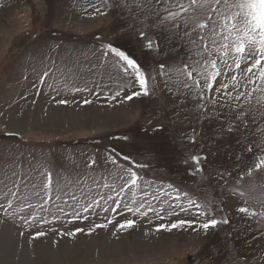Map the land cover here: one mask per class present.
Returning <instances> with one entry per match:
<instances>
[{"label":"rangeland","instance_id":"obj_1","mask_svg":"<svg viewBox=\"0 0 264 264\" xmlns=\"http://www.w3.org/2000/svg\"><path fill=\"white\" fill-rule=\"evenodd\" d=\"M94 4L100 7L98 0H0V229L15 240L9 247L0 243V264H264V222L237 211H259L264 204V170L246 173L253 154L241 152L238 140L248 143L247 133L220 134L229 109L220 106L222 93H215L221 82L231 90V75L243 85L251 60L227 76L221 68L208 94L217 98L208 107L220 119L201 122L194 110L198 101L184 96L175 75L193 52L188 39L166 31L168 24L153 27L146 13L114 7L101 8L107 14L100 15ZM140 31L162 51L144 47ZM106 44L137 61L148 78V95L134 75L122 71L123 61L103 55ZM133 92L141 95L126 99ZM193 129L196 143L188 139ZM260 138L257 131L255 139ZM193 155L206 157L202 172L195 171ZM129 169L140 178L138 187L117 196L130 179ZM221 173L231 175L220 179ZM177 192L187 193L180 197L184 207L188 198L210 202V215L169 207L177 203ZM172 211L178 215H169ZM213 217L229 223L206 233L199 225ZM126 220L135 223L120 229ZM179 220L194 223L159 228Z\"/></svg>","mask_w":264,"mask_h":264},{"label":"snow or ice","instance_id":"obj_2","mask_svg":"<svg viewBox=\"0 0 264 264\" xmlns=\"http://www.w3.org/2000/svg\"><path fill=\"white\" fill-rule=\"evenodd\" d=\"M98 3L100 7H96L95 4L92 6L95 12L100 15L107 14L101 11V8L111 10L114 7L126 10L130 14L134 11L143 12L154 18L153 27L168 24L169 27L165 29L166 31L173 32L180 39H188L193 47V52L186 59L181 60L182 66L175 70V75L179 78L177 82L180 87L186 90L183 93L184 96L187 97L192 94V99L198 101L194 106V110L199 112L198 119L201 122L206 119H220L219 113L214 108L210 110L208 107L209 103L215 105L217 98L212 95L208 99V94L213 92L217 77L222 75L221 68L224 69L223 75L227 76L233 70V67L240 69L241 63H247L251 60V63L244 69L242 78L245 82L243 85H241L236 75H231V90H229V83L221 82L218 87H215V93H222L221 99L224 103H221L220 106L229 109V116L223 121L220 134L238 132L243 135V133H247V135H243V140L249 141L248 143L238 140V143L241 144V152L246 151L253 154L254 162L247 167L246 173L248 176H252L253 169L264 170V130L260 129L257 119L264 121V63H262L264 62V0H232V2L230 0H98ZM156 5H162V7L157 9ZM161 13H166V15ZM138 35L147 40L144 47L157 52L162 51L158 41H153L145 32L140 31ZM102 47L105 57L110 52L124 62L121 65L122 71L126 75H134L143 94L148 95V78L137 61L112 44H106ZM229 59L233 60L232 64L228 63ZM159 67L163 75L165 64L161 63ZM47 76L48 72L45 71L40 82L43 83L44 77ZM248 85H254V87L249 90ZM241 87L245 90L241 91ZM75 90L81 91L79 88ZM139 95H141V92H133L126 99L131 100L133 96ZM83 102L85 104L91 103L88 100ZM58 103L67 104L68 101L60 100ZM254 126L256 127L254 128ZM159 130L158 128L157 131ZM257 131L260 132L261 138L259 140L255 139ZM193 133L188 139L192 143H196L195 129H193ZM254 149H259L258 155L254 152ZM125 159L129 158L125 157ZM190 159L195 165V171L202 172L201 160L206 159V157L193 155ZM236 159L240 161L241 157L237 156ZM92 163L94 164L95 161ZM139 167L144 166L140 165ZM129 174L130 179L121 187L120 192L116 193L117 196L131 186L138 187L137 181L140 178L137 173L129 169ZM226 175H231V173H221L219 178L223 179ZM51 184L52 178L49 174L46 184L49 192ZM104 187H109V185L105 184ZM168 187L172 188V185H168ZM162 194L169 195L167 192ZM232 194H236L235 189L232 190ZM144 195H151L154 200L159 198L148 192H145ZM181 195L187 197V193L177 192L175 196L177 203L169 205V207L179 208L181 212H187L189 209L195 208L200 216L210 215V202L206 201L201 204L188 198L187 207H184L180 203ZM245 195V192H239L241 198H244ZM13 196H15V193H13ZM49 198H51L50 195ZM72 199L75 200L76 197L73 196ZM107 199L113 200V196L109 195ZM114 202L116 207L119 208L121 201L117 199ZM95 203L99 206V201ZM247 203L248 200L245 199V204ZM8 206L11 207V201H9ZM144 206V203H141L135 211L139 212ZM91 207L92 204H89L83 210L87 212ZM125 207L127 206L125 205ZM103 210L108 211L107 208ZM112 210L115 211L116 209ZM127 210L133 211L132 208H127ZM153 210L149 205L148 211ZM237 211L255 219L258 224L264 222V204H261L259 211L249 207H240ZM168 214L178 215L175 211ZM141 215H147V212L141 213ZM76 216L79 218V213H76ZM84 219H87V217H84ZM134 223L132 220H126L118 227L120 229L131 228ZM193 223L194 221L179 220L170 226L161 224L159 228L170 231L173 228L183 227L185 224L191 227ZM228 223L229 220L226 217L221 220L213 217L208 218L199 227L207 233L210 228L214 229L218 224ZM96 227H106V225H97ZM82 231L83 229H76V232ZM89 231L91 232L92 229ZM73 234L69 233V235ZM37 235L42 236L44 233H37Z\"/></svg>","mask_w":264,"mask_h":264},{"label":"bare ground","instance_id":"obj_3","mask_svg":"<svg viewBox=\"0 0 264 264\" xmlns=\"http://www.w3.org/2000/svg\"><path fill=\"white\" fill-rule=\"evenodd\" d=\"M4 227V226H2ZM7 227V226H6ZM1 228V227H0ZM7 233V234H6ZM3 234V236H0V243L4 246H10V244H13L15 240L14 238L10 236L6 228L0 229V235ZM13 238V239H12ZM22 238V237H21ZM17 241H20L19 239Z\"/></svg>","mask_w":264,"mask_h":264}]
</instances>
